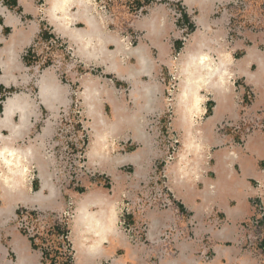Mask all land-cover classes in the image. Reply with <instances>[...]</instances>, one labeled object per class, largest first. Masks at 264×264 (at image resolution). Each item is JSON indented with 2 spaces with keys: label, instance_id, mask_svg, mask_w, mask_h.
Masks as SVG:
<instances>
[{
  "label": "crops",
  "instance_id": "obj_1",
  "mask_svg": "<svg viewBox=\"0 0 264 264\" xmlns=\"http://www.w3.org/2000/svg\"><path fill=\"white\" fill-rule=\"evenodd\" d=\"M173 1L150 0L113 27L96 0H0V87L11 92L0 109V264H39L15 227L18 207L72 210L73 264H264V241L250 242L247 227L254 203L264 208V131L249 128L264 111L261 1L250 11L257 27L236 34L219 10L232 0ZM45 29L75 49L79 67L65 83L53 69L34 72L26 54ZM195 52L229 71L199 84L190 121L174 115L169 87L174 63ZM75 102L87 131L86 167L68 184L59 178L58 135L61 113ZM222 124L230 129L219 131ZM172 142L181 146L171 155ZM161 175L171 205L123 215L145 229L132 242L117 228L123 199ZM105 213L110 229L101 224Z\"/></svg>",
  "mask_w": 264,
  "mask_h": 264
},
{
  "label": "built area",
  "instance_id": "obj_2",
  "mask_svg": "<svg viewBox=\"0 0 264 264\" xmlns=\"http://www.w3.org/2000/svg\"><path fill=\"white\" fill-rule=\"evenodd\" d=\"M261 1L262 11H264V0ZM175 2V1H173ZM257 0H232L230 3L219 7L220 13L225 14L228 18V30L240 33L244 27L251 28L256 23L253 22L250 11L252 5ZM174 20L181 18V11L176 8L173 15ZM257 25L254 27L256 28ZM45 32V33H44ZM26 54H29L31 67L34 72L40 73L45 65L56 70H60L65 63L74 61L73 48L53 35L46 29L41 32L40 36L32 44ZM43 68V69H42ZM10 91L0 87V108L10 96ZM247 99L251 96L247 94ZM71 113H61V128L59 129L58 138L61 145L58 151V167L61 169L59 178L63 183H79L78 178L85 172V138L87 131L81 122V112L79 105L75 102ZM254 123L249 127L251 130L258 129L264 131V111H260ZM219 131H226L229 128L227 124L219 126ZM248 132V131H247ZM175 142L168 144L169 152L172 155L175 150ZM93 176V175H92ZM153 181L150 186L142 187L143 191H148V195L135 197V200L125 201V208L121 211L118 219V226L122 232L126 233L132 242L140 241L145 229L139 223L133 221L127 223L123 215L131 218H138L142 213L150 208L166 207L171 205L169 192L165 186L166 178L164 175L156 178L152 176ZM165 179V180H163ZM78 186V185H77ZM150 194V195H149ZM254 213L248 221L247 227L251 231L252 241L261 243L264 241V208L261 204L254 203ZM73 212L70 208L62 213H47L36 209L18 207L15 213L14 224L17 230L22 233L28 240L32 248L39 253V264H73L72 247L69 240L68 224L72 219Z\"/></svg>",
  "mask_w": 264,
  "mask_h": 264
},
{
  "label": "bare ground",
  "instance_id": "obj_3",
  "mask_svg": "<svg viewBox=\"0 0 264 264\" xmlns=\"http://www.w3.org/2000/svg\"><path fill=\"white\" fill-rule=\"evenodd\" d=\"M67 0H53L51 3L52 5H60L64 6L66 4ZM50 18L53 19L52 15L50 14ZM62 20L64 23L69 24L71 22V18L69 16L62 15ZM75 50V49H74ZM195 54V55H193ZM189 55H192L191 58L188 59L187 62H184L179 66V63H174L176 66L175 71V81L176 84L173 86L175 88V92L171 88H169L172 95V105H173V113L175 115L176 110L180 112V118L183 120H186L187 117L188 120H192V115L196 113V110L198 108V104L200 101V97L198 95V88L200 83H209L212 84L216 81L218 83V79L214 80L211 79L213 76H217L219 74L223 75L229 71L227 63H219V64H211V62L208 61V59L205 57L202 53H189ZM197 58H194V57ZM200 61V62H199ZM179 66V68H178ZM183 73V78L179 79V71ZM205 72V75L207 77L206 81H203L201 78H203V73ZM210 77V79L208 78ZM224 81L221 80V83ZM179 89V90H178ZM175 117V116H174ZM181 146V144H179ZM180 146L178 147L176 153L179 152ZM12 164V163H9ZM14 172V171H13ZM15 177V176H14ZM17 178H22L21 175H17ZM101 224L105 228H111L112 222L110 213H105V215L101 218ZM118 226V225H117ZM119 228V227H117Z\"/></svg>",
  "mask_w": 264,
  "mask_h": 264
},
{
  "label": "rangeland",
  "instance_id": "obj_4",
  "mask_svg": "<svg viewBox=\"0 0 264 264\" xmlns=\"http://www.w3.org/2000/svg\"><path fill=\"white\" fill-rule=\"evenodd\" d=\"M177 5H179V2L177 0H174ZM97 2V6H98V12L100 13L101 16H103V18L107 19L108 22L110 23L111 26H117L119 23L123 24L125 22V17L126 18H133L137 15H139L141 13V6H137L135 0H96ZM59 37V36H58ZM61 40H63L64 42H66L64 39H62L60 37ZM67 44H69L68 42H66ZM74 55V54H73ZM74 61H75V57H74ZM73 65H77L75 62L72 63H65L64 65L61 66V69L56 70L53 69L51 67H47L46 65L43 67L45 69H53L57 75L59 76V78L65 83L64 79L66 77L67 72L69 71V69H72ZM77 67H79V64L77 65ZM82 67L84 68V65H82ZM42 68V69H43ZM43 69V70H45ZM33 70V69H32ZM89 70V69H88ZM176 84V81H174L173 83H171V86H174ZM247 94H249L250 96H252V93L250 92V90L247 91ZM246 94V96H247ZM246 100L249 102V100L251 99H247ZM225 132V131H222ZM179 144H175V150L178 149ZM164 147V145H163ZM151 178H153L152 176H149L146 180H144L142 182L141 188L137 189L135 197H140V194H143V196L148 195V191H143L142 187H144L145 185L150 186V183L153 181ZM165 180V179H163ZM150 195V194H149ZM135 197H126L125 201H133L135 200ZM146 212V210L144 211ZM143 212V213H144ZM143 215V214H142Z\"/></svg>",
  "mask_w": 264,
  "mask_h": 264
},
{
  "label": "trees",
  "instance_id": "obj_5",
  "mask_svg": "<svg viewBox=\"0 0 264 264\" xmlns=\"http://www.w3.org/2000/svg\"><path fill=\"white\" fill-rule=\"evenodd\" d=\"M137 6H142V4L149 3L150 0H135ZM1 109V108H0Z\"/></svg>",
  "mask_w": 264,
  "mask_h": 264
}]
</instances>
